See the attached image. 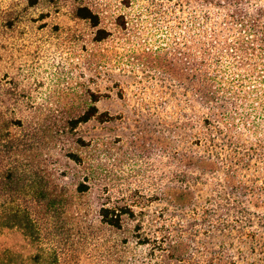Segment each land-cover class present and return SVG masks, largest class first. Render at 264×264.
Instances as JSON below:
<instances>
[{"label":"rangeland","instance_id":"374dc122","mask_svg":"<svg viewBox=\"0 0 264 264\" xmlns=\"http://www.w3.org/2000/svg\"><path fill=\"white\" fill-rule=\"evenodd\" d=\"M199 4L0 0V167L45 175L47 193L63 197L56 222L65 225L63 236L39 239L18 228L0 229V256L8 264H140L134 243L122 254L115 248L118 241H134L136 222H127L124 231L106 230L98 215L103 205L142 209L157 222L149 228L163 234L182 205L220 212L254 207L229 205L215 193L201 199L181 193L185 172L193 169L185 157L195 149L196 122L184 110L186 77L179 58L187 47L183 27L200 14ZM79 7L99 16L98 28L77 17ZM122 16L126 30L117 22ZM98 29L112 36L97 42ZM165 56L174 60L168 70ZM92 95L100 99L99 112L113 120L68 128ZM79 184L87 185L85 193L77 192ZM21 203L33 207L28 199ZM219 233L210 237L214 232L203 228L188 242L191 264H225L229 241L224 233L215 237ZM186 244L179 243L178 251ZM150 253L151 264H181L169 252Z\"/></svg>","mask_w":264,"mask_h":264},{"label":"trees","instance_id":"16d2710c","mask_svg":"<svg viewBox=\"0 0 264 264\" xmlns=\"http://www.w3.org/2000/svg\"><path fill=\"white\" fill-rule=\"evenodd\" d=\"M199 5L200 14L183 27L187 47L179 58L186 77L184 110L196 122L195 149L185 157L194 170L185 172L181 193H198L199 199L204 193H215L229 205L254 207L220 212L214 208L187 210L182 205L170 219L173 224L163 226V234L149 228L157 222L142 209L131 204L103 205L98 212L100 225L120 232L127 222H136L131 233L134 241H118L115 248L122 254L134 243L142 255L140 264H151V251L169 252L172 260L191 264L188 242L203 228L214 232L210 237L220 231L215 237L224 233L222 239L229 241L225 264H264V0H200ZM76 15L95 28L100 25L99 16L89 7H79ZM117 22L122 30L127 29L123 16ZM111 36L98 29L95 39L103 43ZM164 60L166 70L170 69L174 60L171 56ZM92 96L87 109L68 121V128L113 120L108 112H99L96 103L100 99ZM69 158L82 164L73 153ZM14 166L0 167V199L4 201L0 229L18 228L37 239L43 234L63 236L65 225L56 222L62 213V195L47 193L46 177L39 171L29 173ZM87 188L79 184L77 192L83 194ZM206 198L213 201L211 195ZM22 199L32 201L33 207L23 205ZM44 220L49 224L42 227ZM183 242L187 244L178 251L177 245ZM0 264H8L4 254Z\"/></svg>","mask_w":264,"mask_h":264}]
</instances>
